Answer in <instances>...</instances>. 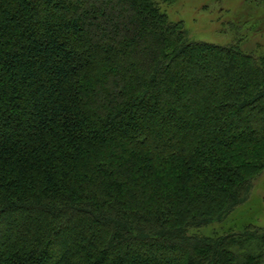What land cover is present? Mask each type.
<instances>
[{"label": "trees", "instance_id": "1", "mask_svg": "<svg viewBox=\"0 0 264 264\" xmlns=\"http://www.w3.org/2000/svg\"><path fill=\"white\" fill-rule=\"evenodd\" d=\"M168 18L0 0V264H264L262 227L200 233L264 174V53Z\"/></svg>", "mask_w": 264, "mask_h": 264}, {"label": "rangeland", "instance_id": "2", "mask_svg": "<svg viewBox=\"0 0 264 264\" xmlns=\"http://www.w3.org/2000/svg\"><path fill=\"white\" fill-rule=\"evenodd\" d=\"M248 0H155L162 13L173 23L182 24L189 41L219 46L240 43L245 50L264 53V22L258 30L248 23V13L255 18L264 16V8H256ZM243 25L240 29L239 25ZM257 26V25H256ZM252 29V30H251ZM242 30V31H240ZM259 50V51H258ZM250 196L225 224H214L200 233L210 237L223 233L230 226L236 229L244 224L264 228V174L254 183Z\"/></svg>", "mask_w": 264, "mask_h": 264}]
</instances>
